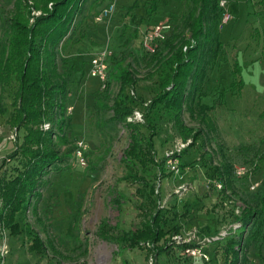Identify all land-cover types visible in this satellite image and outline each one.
<instances>
[{"label": "rangeland", "instance_id": "1", "mask_svg": "<svg viewBox=\"0 0 264 264\" xmlns=\"http://www.w3.org/2000/svg\"><path fill=\"white\" fill-rule=\"evenodd\" d=\"M259 1L227 0V10L233 19L220 28L219 59L207 72L203 85L205 96L199 99L200 103L213 106L206 112L209 127L186 111L182 114L186 129L193 133L202 131L196 143L190 145L191 137L184 139L171 117L156 116L155 159L160 161L173 154L178 169L184 166L176 177L165 164V177L156 180L155 201L171 213L175 209L176 217L170 214L169 226L176 225L180 229L179 234L172 237L175 242L170 247L173 249L156 259L147 257L144 248L151 246L148 243L142 250L117 255L115 245L99 236L102 221L111 227L117 224L124 230H133L143 216L134 195L136 186L122 180L124 167L120 159L128 144L127 134L120 126L106 122L110 113L96 116L92 101L100 88L95 79L88 77V62L108 45L118 59L124 57L125 63L136 70L139 81L134 95L148 103L155 94L157 76L140 57L143 54L140 34L154 23L166 20L174 23L184 10V4L182 0H106L100 8L110 3H114L115 8L111 18L103 23L94 21L96 11L83 13L72 40L64 49L59 45L55 58L58 71L65 76L68 74L72 82L66 99L72 113L65 114L62 130L68 145L59 146V150L73 145L75 152L76 143L83 141L86 165L79 166L73 156L59 164L61 172L51 169L43 176L45 184L38 190V200L31 198L26 213L15 217L19 226L13 227V231L17 234L0 229V245L7 250L2 264H122L123 260L127 264H221L214 255V239L226 235L230 212L234 210L239 215L243 208L241 203H251L264 188V119L260 116L264 109V13L258 6ZM12 2L0 0V10L5 16L10 14ZM151 8L153 11L148 16L146 11ZM38 16L41 12H32L27 25L31 26ZM135 29L137 38L133 33ZM234 58L242 84L236 85V89L242 91L239 99L232 98L228 91L233 81L230 68ZM61 59L66 65L63 66ZM88 79L96 85H88ZM14 91L15 88L10 87L3 94L2 101L9 111L12 101H16ZM54 112V121L33 127L43 132L52 131V135L61 134L58 112ZM134 112L143 115L145 109L138 103ZM7 117L0 115V164L16 150L17 141L23 137L15 126L8 125ZM100 117L105 122L96 126ZM132 119L133 116L128 121H134ZM52 138L57 141L56 137ZM247 145L259 150L254 171L239 153L240 147ZM225 162L232 167V175L231 186L222 195L211 188L217 183L212 178V170ZM7 164L12 165V162ZM235 168H243L244 174L236 177ZM255 184L257 188L251 190ZM118 193L124 198L116 205L113 200ZM204 229L211 235L219 229V236L200 240L198 233ZM33 234L43 244L40 254L29 251ZM192 241L197 245L194 247L202 248L208 261L183 254V244ZM247 256L249 264H264L252 249Z\"/></svg>", "mask_w": 264, "mask_h": 264}, {"label": "trees", "instance_id": "2", "mask_svg": "<svg viewBox=\"0 0 264 264\" xmlns=\"http://www.w3.org/2000/svg\"><path fill=\"white\" fill-rule=\"evenodd\" d=\"M105 1L13 0L9 15L5 16L0 10V115H8V125L15 126L23 134L16 143V150L0 164V229H7L11 234H17V231H13V227L19 226L16 215L26 213L31 198L38 200V190L45 184L43 176L51 169L56 173L61 172L63 169L59 164L74 156L73 145L59 150V146L68 145L62 130L65 126L66 99L72 82L68 74L65 76L58 71L55 57L59 45L61 48L63 45L64 49L65 44L72 40L83 13L93 10L97 15ZM182 1L184 10L174 23L169 21L171 31L166 39L157 45L154 53H147L142 48L143 54H140L146 67L152 68L157 76L156 91L148 103L134 95L133 90L139 81L136 70L125 63L124 57L118 59L114 54L109 60L106 89H99L93 97L92 108L96 116L110 113L106 122L120 126L127 134L128 144L120 159L124 167L122 180L136 186L134 195L143 216L139 226L133 230H124L117 224L111 227L107 222H101L99 236L115 245L117 255L128 250H142L148 243L151 246L144 248L147 257L156 259L173 249L170 247L175 242L172 237L179 234V227L169 226L172 221L170 214L176 217L175 209L171 213L155 201L158 195L156 180L165 177L163 167L167 161V157L160 161L155 159L156 116L162 114L171 117L184 139L192 138L190 145L196 143L202 131L193 133L185 128L182 120L184 111L209 127L210 119L206 112L213 106L202 104L199 99L205 96V76L219 59L223 11L218 5L220 0ZM258 6L264 13V0H260ZM152 11L151 8L146 14L150 16ZM32 12H41V16L34 18L35 22L29 26L27 22ZM133 33L137 38L138 30L135 29ZM61 62L64 66L63 59ZM237 68L234 58L230 68L233 81L228 91L232 98L239 99L242 91L236 89V85L241 84ZM10 87L15 88L16 99L12 101L11 111L2 101L3 94ZM138 103L145 109L143 121H128ZM55 110L58 112L57 124L61 134L52 135V131L43 132L33 127L54 121ZM260 116L264 119V109ZM104 122L100 117L95 124L100 126ZM239 153L243 162L251 165L254 171L257 168L258 148L254 145L242 146ZM8 161L12 165H8ZM183 168L181 165L179 170ZM231 170L227 162L213 168L212 178L217 183L211 185L212 190L225 194L231 186ZM218 184L221 185L219 190L216 188ZM123 198L118 193L113 202L118 205ZM241 204L243 208L239 215L234 210L229 214L230 228L226 230V235L213 241L215 258L221 264H249V249L264 262V188L251 203ZM234 225L239 226L232 228ZM219 233L217 229L211 235L204 229L198 234L203 240L218 237ZM42 246L39 237L33 234L29 251L40 254L44 250ZM194 246H197L194 241L184 243L182 250ZM122 264L127 263L123 260Z\"/></svg>", "mask_w": 264, "mask_h": 264}, {"label": "built area", "instance_id": "3", "mask_svg": "<svg viewBox=\"0 0 264 264\" xmlns=\"http://www.w3.org/2000/svg\"><path fill=\"white\" fill-rule=\"evenodd\" d=\"M218 5L219 8H221L223 11L221 19V25H223L231 21L233 17L229 14L227 10V0H220ZM114 8V3L108 4L100 10V12L95 17L94 21L96 23H103L105 21H108L114 12ZM170 31L171 24L169 21H163L144 29V31L141 32V45L144 51L150 54L154 53L157 45L162 43L166 39ZM112 55L113 52L111 48L108 45H105V47L101 51L93 55L89 61L88 77L97 80L100 90L106 89L109 60ZM71 113L72 108L67 106L65 114L70 115ZM132 120L141 122L142 115L138 112H134ZM75 148V161L79 166L84 167L86 165L84 157L86 145L83 141H78L76 143ZM172 156L173 154L167 156V161L165 164L167 165V167H169L170 173H172L176 177H179L180 171L177 167L175 158H173ZM243 174V168H235L234 175L236 177H240ZM257 186V184L251 186V190H255ZM216 188L219 190L221 188V185H216ZM4 248L5 247L0 245V264L3 263L4 255L7 253V250H4ZM183 254L189 258H200L203 261H208V257L202 251L201 247L185 248Z\"/></svg>", "mask_w": 264, "mask_h": 264}, {"label": "crops", "instance_id": "4", "mask_svg": "<svg viewBox=\"0 0 264 264\" xmlns=\"http://www.w3.org/2000/svg\"><path fill=\"white\" fill-rule=\"evenodd\" d=\"M166 21H170V20H166ZM154 24H157V23H154ZM154 24H153V25H154ZM88 69H89V67H88ZM95 81L97 82V80H95ZM87 84L90 85V86H94V85H96L94 82H90L89 79L87 80ZM97 85H98V82H97ZM172 240H173V239H172ZM173 241H174V240H173Z\"/></svg>", "mask_w": 264, "mask_h": 264}]
</instances>
